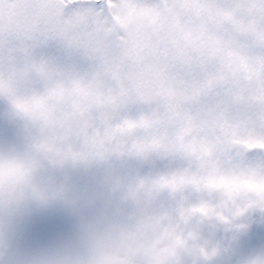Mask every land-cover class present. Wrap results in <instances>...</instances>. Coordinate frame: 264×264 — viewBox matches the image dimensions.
<instances>
[{"label": "snow or ice", "instance_id": "6c2138e0", "mask_svg": "<svg viewBox=\"0 0 264 264\" xmlns=\"http://www.w3.org/2000/svg\"><path fill=\"white\" fill-rule=\"evenodd\" d=\"M0 102L136 264H264V0H0Z\"/></svg>", "mask_w": 264, "mask_h": 264}, {"label": "rangeland", "instance_id": "374dc122", "mask_svg": "<svg viewBox=\"0 0 264 264\" xmlns=\"http://www.w3.org/2000/svg\"><path fill=\"white\" fill-rule=\"evenodd\" d=\"M3 109L4 105L0 102V113L3 112ZM14 136V129L0 115V151L5 153L24 152L35 163L31 177L23 184L13 186L20 191H26L23 206H25V216L28 220V223L24 225L26 239L18 240L15 243L21 248H23L22 245L29 249L43 248V242H46L47 239L54 241L51 232L48 230L49 225L52 224L54 217L57 218L64 214L65 207H69L72 203L73 208L78 209L75 211L74 217L81 219L86 217L84 212H82L84 214L81 213L83 208L80 201L82 198L81 193L87 187L90 175L82 170H72L68 177H52L45 171L46 166L51 161L43 160L41 154L38 155V152L32 147L13 141ZM78 186H80L79 190ZM37 201L38 203H36ZM45 209L47 213H43ZM90 210L95 209L90 206ZM37 220H39L37 223L40 225L38 228L34 226V222ZM88 220L90 235L89 239L85 241L86 245L84 247L80 243L78 245L75 242L77 237H73L74 242L70 244L67 242L68 249L65 251L63 248V251H60V264H64L65 261L67 263V260L73 262V264H136L133 239L124 225H121V228L115 231L116 221L110 217L105 219L104 222L103 220L99 222L98 218ZM73 221L70 220L69 225H73ZM42 222H47L48 226L41 227ZM74 225L73 234L77 233L78 236L81 229L78 226L79 224L74 223ZM20 228H23V226L19 227L17 223L15 232H18ZM30 244L31 246H29Z\"/></svg>", "mask_w": 264, "mask_h": 264}, {"label": "clouds", "instance_id": "9594fccd", "mask_svg": "<svg viewBox=\"0 0 264 264\" xmlns=\"http://www.w3.org/2000/svg\"><path fill=\"white\" fill-rule=\"evenodd\" d=\"M35 163L24 152L0 151V193L26 182ZM17 205L7 195H0V264H60L56 248L24 249L15 243Z\"/></svg>", "mask_w": 264, "mask_h": 264}, {"label": "flooded vegetation", "instance_id": "af4514ba", "mask_svg": "<svg viewBox=\"0 0 264 264\" xmlns=\"http://www.w3.org/2000/svg\"><path fill=\"white\" fill-rule=\"evenodd\" d=\"M40 153H38L39 155ZM41 157H43V160H48L50 161L48 158H46L45 156L41 155ZM80 186H78V190H79ZM77 189V188H76ZM77 190V191H78ZM25 190H18L15 187H11L9 188L6 193H2L1 195H7L11 200H14L16 202L17 205V214H16V219H17V223L20 226H23V228H20V230L18 232H15V242H17L18 240H25L26 239V234H25V224L28 223V220L26 219L25 216V206H23V204H25ZM84 202V204H83ZM38 203V201L36 202ZM81 205H82V212H84L86 215V217H83V219L79 218V217H74V213L76 210L78 209H74L72 203L69 205V207H65V211L63 212L64 214L59 216V217H54L52 219V224L49 225V231L51 232L54 241L51 239H47L46 242L44 241L43 243V248H56L59 249L60 251L64 250L66 251L68 249V244L67 242L70 244L72 242H74L73 237H77L75 242L82 244V246L84 247V245H86L85 241L87 239H89V228H88V222L90 218H98L101 222V220H103V222L105 221V219L108 218V216L101 210L95 209L93 211L90 210V205L87 204L83 198H81L80 201ZM41 204V203H40ZM47 209V208H46ZM44 210L43 213H47V210ZM82 213V214H84ZM31 218V217H30ZM48 220V219H46ZM73 221V225H69L70 223ZM39 220H37L36 222H34V226L35 227H39V223H37ZM85 221V222H83ZM74 223L79 224V228L81 229L79 232H81L78 236L77 233L74 235L73 234V230L75 225ZM42 224V223H41ZM121 223L116 221L114 230H119L121 228ZM65 229V230H64ZM73 229V230H72ZM31 230V229H30ZM63 240V241H62ZM84 240V242H83ZM47 245V246H46ZM65 245V246H63ZM31 246V244L29 245ZM73 246V244H72ZM22 247L24 249H29L27 248L25 245H22ZM64 264H73V262H70L69 260H67V263L65 261Z\"/></svg>", "mask_w": 264, "mask_h": 264}, {"label": "water", "instance_id": "95a60500", "mask_svg": "<svg viewBox=\"0 0 264 264\" xmlns=\"http://www.w3.org/2000/svg\"><path fill=\"white\" fill-rule=\"evenodd\" d=\"M2 193H0V195H1Z\"/></svg>", "mask_w": 264, "mask_h": 264}]
</instances>
